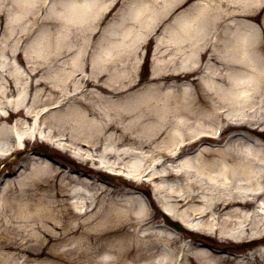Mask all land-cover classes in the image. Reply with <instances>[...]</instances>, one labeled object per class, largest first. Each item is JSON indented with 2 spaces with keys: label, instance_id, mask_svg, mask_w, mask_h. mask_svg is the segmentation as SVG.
<instances>
[{
  "label": "bare ground",
  "instance_id": "obj_1",
  "mask_svg": "<svg viewBox=\"0 0 264 264\" xmlns=\"http://www.w3.org/2000/svg\"><path fill=\"white\" fill-rule=\"evenodd\" d=\"M34 1L17 0L14 15H22ZM182 1L184 0H161L163 4H160L159 0H135L136 7L131 8L129 13L131 17L125 19L123 36L127 38L138 34L143 39L148 34V27L156 24L161 5L172 7ZM225 1L243 4L244 7H237L240 9L232 8L237 11H247L256 5L255 12H261L262 8L258 5L264 3V0L195 2L192 4L194 6L180 11L168 24L167 28L175 43L183 41V44L186 39L200 41L203 34L199 35V32H205L203 30L207 28L209 21L211 23L212 17L232 10L227 9ZM92 2L83 0L75 5L74 11L87 9ZM217 4H221L223 9L218 8ZM176 22L180 23V28L175 25ZM214 23L213 19L212 24ZM11 28L14 30L12 26ZM234 28V31H229L224 36L225 39L220 36L216 38L220 45L223 43L224 57L235 51L239 57L237 64L232 66L227 86L217 82L218 79L214 77L210 87L216 89L222 102L231 106L227 115L247 111L244 113V120L235 122L224 112L217 108L215 110V100V107L212 109L190 106V109H185V113L179 116L180 120H184L189 115H196L195 126H190L189 129H200L198 132L211 130L215 121L225 119L228 122L226 129L241 128L245 131L243 137L255 141L264 136V18L260 26L252 20H246L235 21ZM24 29L34 31L36 26L32 24L30 28ZM21 40L24 41L23 38ZM61 40L60 32L44 33L31 38L23 51L17 45L11 48L6 44L0 48L18 61L23 59L22 53H27L28 63L22 65L25 70L30 69L28 81L25 80L23 69L14 62L0 58V99L8 108L2 111L5 115L0 113V145L4 146L0 148V158L12 152L13 147L9 144L14 136L12 126L2 119L15 117L16 135L19 137V144L23 145L27 139L23 134L24 124L35 126L36 117L37 120L42 119L40 132H43L27 134L30 138H41L61 149L71 150L73 157L92 164L95 168L111 172L126 169L132 171H126L127 173L142 171L154 181L147 199L134 193L135 189L141 192L150 188L147 184H141L145 181L138 178L136 181L139 183H127L134 190L123 186L110 189L73 173L62 175L57 180L56 174L61 170L49 160L51 156L46 155L47 159L39 158L32 164L28 177L35 181L50 174L47 177L50 180L48 184L53 181L51 185L54 192L49 196L50 201L36 204L44 232L41 241L46 245L38 253H45L50 260L61 264H75V261L80 260H86V264H226L229 261H234V264H264V144H235L238 138H234L231 144L222 148L204 145L196 154L181 159L175 165L176 168L167 164L170 156L159 155L162 149L171 151L177 142H185L195 134L186 138L178 125L164 139L158 140V137L157 140H148V126L141 117L144 110H148L154 121L163 119L161 123L165 126L166 121L168 123V108L177 110L178 104H188L192 100V94L184 89L182 93L167 96L163 93L162 85L165 83L162 82L154 87L149 86L142 94L129 92L137 83L119 80V66L111 65L103 54H96L94 76H81L76 82H72L73 79L69 80L73 76L71 66L81 65L84 50L76 52L68 66H61L57 70L54 68L53 72L47 71L49 74L45 78L56 86L50 95H30L29 92L35 85L43 83L48 87L46 79L36 78L37 84H34L33 78L41 71L40 65L53 61L54 56L58 57L63 53L57 46H53V43L59 45ZM163 47L170 50V44L167 45L166 41ZM209 51L210 49L206 53ZM201 56L204 58L206 54L202 53ZM41 57L44 58L40 59ZM164 66L168 69L167 64ZM106 69L109 71L105 72ZM102 71L108 73V78L103 77L105 74ZM175 74L181 77L180 73ZM259 98L261 112L257 111L255 114L257 109L250 103ZM12 100L14 103L9 106L8 103H12ZM29 104L40 107L52 105V110L45 111L44 117H40V112L35 108H26ZM159 130H165V127ZM62 139L67 142L59 141ZM158 143H164L162 145L165 146H158ZM146 144L155 145L148 146L147 152L143 150ZM214 152H221L222 155L212 156ZM127 161L128 166L123 167ZM25 172L22 170L17 177ZM78 185L86 189H80ZM117 194H122L123 198H116ZM68 197H77L76 205H82V209H72ZM150 200L162 205H159V209L170 221L181 223L182 231L165 222L162 228H152L150 222L157 213L149 211ZM75 218L79 219L77 223L73 222ZM105 224H109V227L101 229ZM201 237L221 242L227 249L240 246L245 254L235 258L217 253L211 244L197 243L203 240ZM58 245L62 247H57ZM72 255L77 257L70 259Z\"/></svg>",
  "mask_w": 264,
  "mask_h": 264
},
{
  "label": "rangeland",
  "instance_id": "obj_2",
  "mask_svg": "<svg viewBox=\"0 0 264 264\" xmlns=\"http://www.w3.org/2000/svg\"><path fill=\"white\" fill-rule=\"evenodd\" d=\"M92 1V4H90L87 9L74 11L75 5L77 3H82L83 0H35L33 4L29 5L24 10L22 15L17 16L14 15V12H16L15 9L17 8V0H0V48L6 44H8L11 48L17 45L20 50L23 51L26 43L30 41L31 37L33 38L36 35H44V33L60 32L62 34V40L59 45L58 43H53V46H57L63 51V53L58 57L54 56L53 61L49 60L47 64L43 63L41 65V71L33 78L34 84H37L36 78H42V80H45V76L49 74L47 71L53 72L54 68L57 70L61 66H68L71 57L73 59L76 52L84 50V55L81 57V65L71 66L73 69L71 71L73 76H71L69 80L74 78L72 82H76L81 76L86 78L94 76L95 72L93 64L95 62L94 59L96 54H103V57L108 59L107 62H110L111 65L117 64L119 66V69L121 70L119 80H132V82L137 83L129 90V92H138L139 94H142L149 86L154 87V85L161 82L165 83L162 85V90L164 91L163 93H166L167 96L169 95L170 97L175 93H182L184 89H188L189 94H192V100L190 99L188 104H178L177 110L168 108V123L166 121L165 126H162L161 123L163 119H161V121H154L148 110H144L141 118L148 126V140H157L158 137V140L164 139L167 133L171 131L173 127L178 125L181 127L186 136L193 135L200 130L195 129L194 131H191L189 129L190 126H195V122L197 120L196 115H186L187 117L184 120H180L179 115L184 114L185 109H190V106H194V108L212 109L215 107L213 106V102L215 100L217 105L215 110L216 108L220 111L221 109H226L228 112L231 106L226 105V102H222V99L216 94V89L210 87V84L213 83V79L215 77L218 79L217 82L227 86L232 66L237 64L239 57L235 54V51L230 52L227 57H224L225 52L222 51L223 43L220 45V42L213 45V47L211 46L210 51L205 53L206 56H204V58H201V52H198L197 49L200 48L201 44L204 46L208 38L215 36L213 34H209L210 32H219L220 38L225 39L226 37L224 36H226L229 31H234L235 21L244 22L246 20H252L256 23L259 21L261 22V18L264 17V4L261 12H255L256 8L252 10L254 8L252 6L248 8L251 13L250 15L248 13H234L227 15L228 17L226 16L224 21L212 18L209 25L211 28L203 30L205 31L204 33H202V31L199 32V35L203 34V38L198 44L191 42V39L186 37L189 38L190 41L186 39L182 46L171 43L170 50H168L166 49L168 47H163L165 43L164 41L166 40L168 45L169 41L173 42V38L170 34L171 31L169 32L165 27L168 26V24L171 23L176 16H178L180 11L185 8H189L192 4H194V0L186 1L185 4L177 10L176 8L174 10H171L170 8L168 10H171L170 12L165 10L167 7L166 5H161L159 8L160 10L158 11L159 19L157 20V25H154L153 27L154 33L148 36L149 39L145 40L143 43H140L138 34L127 36V38L123 36L125 32V22L123 19L130 7L135 5L132 0ZM159 1L160 4H163L161 0ZM200 1L203 0H197L196 3ZM224 3L228 4L227 8L242 6V4H231L228 1ZM109 5H112L113 8L108 14V11L105 13L96 12L97 8L99 10L100 7ZM217 5L218 8L220 7V9H222L221 4ZM82 10L85 11L80 13ZM256 14L258 15L253 18ZM213 19L214 22L217 21L219 23H214L213 25ZM32 24H35L36 29L32 32L30 37H28V34L25 37L24 28H30ZM175 25L178 28L181 27L178 22H176ZM216 25L219 26L218 30L213 29ZM11 26L14 30H12ZM21 38H23L24 41H22ZM217 45L220 46L216 48ZM0 50V58L2 60L14 62L20 69H23L25 73V80L29 81V77H27V75L30 73V69L25 70L23 67V65H27L28 63L27 53H22L23 59L18 61L16 57H10L7 52H2V49ZM43 56L47 58L46 55ZM147 56H149V64L146 67L145 60ZM43 58L41 57L40 59ZM165 64H167L168 69L165 68ZM233 70H235V68H233ZM108 71V69L105 70V72ZM168 71L175 72L173 74L167 73ZM105 72L102 71L101 73L105 74L103 77L108 78V73L106 74ZM175 73H180L181 77ZM48 80V87H45L43 83H40L37 86H33L29 94L33 95L41 93L44 96L50 95L56 86L51 84ZM115 82L120 83L119 81ZM23 87L24 85H22V88ZM223 95L225 96V94ZM13 101L14 100H12V103H8V105L12 106L14 103ZM170 104L174 106L176 105L174 103ZM250 104L257 109L256 111L261 112V98ZM6 105L7 104H3L0 99V111L7 109ZM26 108L31 110L35 108L38 110L40 105L36 106L29 104ZM245 112L247 111H244V113ZM235 113L236 112L232 113L231 116H241L243 111H239L237 114ZM2 120H5V123L11 126V122L14 118L12 117L9 120ZM24 125L26 126L27 124ZM213 126L211 128H213ZM28 127L29 124L25 127V129ZM163 127H165V130H159V128ZM59 141L67 142L64 139ZM255 142L264 144V137L256 139L255 141H249L245 137H239L237 143L235 144H255ZM162 144L164 143H158V146H165ZM37 145H39V149L36 153H44V155H46L47 151H45V148H48V151L50 152H56L68 159H73L69 153L57 148L54 145L47 144L41 139L28 142V146L26 147L28 149H20L16 156L4 158L2 167L0 168V178L4 173L6 177H2L4 178L2 182L6 183L7 179L9 180L6 183V191H3L0 195V264H61L50 260L51 258L45 253H38V251L44 250L46 245L41 241V235L43 237L44 232L42 221L37 215L38 211L36 204L37 202L43 203L45 200L50 201V195H53L54 191L51 185L53 181L48 184L50 180L47 177L50 174H48V176L45 175L40 177L35 181H31L28 177L29 171L33 165L30 167L32 163L30 162L29 165L27 161V154L30 148L35 151L34 147ZM154 145L155 144H146L143 150L149 152L148 146L152 147ZM38 155L39 154H34V157H37ZM211 155L220 157L222 153L214 152ZM37 160L38 159L34 162H37ZM21 161L25 164L23 169L26 172L22 173L20 177H14L13 180V177H7V174L10 173L13 168L19 166L18 164ZM128 163L129 161H127L123 166L127 167ZM56 164L59 165L57 169L61 170L59 174H56L57 180H59L58 178L62 175H70L68 174L69 169L60 166L61 164ZM79 164L81 165H76V168L78 169L79 166L81 167L84 165V162H79ZM103 173H105L106 176L108 174L105 171H103ZM73 174L80 175L81 173L78 172L77 174ZM83 176L86 178V174ZM98 178L104 179L105 184L107 185L106 187H110V189L117 187L115 186L116 183L117 185H120L122 182L121 180L112 177H106L107 179H105L102 174ZM78 186L80 189L85 188L81 187V185ZM122 196V194H117L116 198H123ZM76 199L77 197H68V201L72 204L71 208L81 210L82 205L77 206ZM45 210H47V208H45ZM84 217H86V214H84ZM162 218L163 216H161V219ZM78 220L79 219L75 218L73 219V222L77 223ZM108 227L109 224H105L102 225L101 229L105 230ZM53 247L55 248V245H53ZM57 247L62 246L58 245ZM76 257L75 255H72L70 259H75ZM75 264H86V260L75 261ZM226 264H234V261H229Z\"/></svg>",
  "mask_w": 264,
  "mask_h": 264
}]
</instances>
